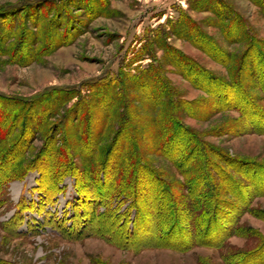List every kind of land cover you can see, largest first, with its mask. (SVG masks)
Returning a JSON list of instances; mask_svg holds the SVG:
<instances>
[{
    "label": "rangeland",
    "instance_id": "obj_1",
    "mask_svg": "<svg viewBox=\"0 0 264 264\" xmlns=\"http://www.w3.org/2000/svg\"><path fill=\"white\" fill-rule=\"evenodd\" d=\"M106 4L107 12L104 11ZM259 5L264 7V0H0V95L8 99L3 102L22 98L23 103L30 104L26 106L27 112L33 113L25 126V136H28L38 129L37 121L33 119L42 107V104L34 106L32 103L41 98L40 93L47 87L79 86L84 94L88 92L85 84L88 81L128 78L126 82H130L131 76L140 77L141 81L147 75L143 87L139 82L128 84L124 112L137 134L145 162L170 184L185 181L172 161L148 149L154 137H159L162 124L177 120L194 133L199 142L188 141L185 136L179 148L194 146L206 161L208 184L219 186L223 191L219 194L221 198L233 200L224 188L228 182L218 177L221 175L225 180L232 177L249 186V180L239 173V168L248 164L252 167L251 173H255L253 168L260 166L264 173V119L259 120L261 123H251L245 121L238 110L219 108L221 104L208 94V87L211 89L208 82L212 81L205 78L202 81L198 77L202 85H195L196 77L193 73L186 77L188 68L179 55L188 57L213 76L231 79L248 43L264 41V14ZM234 22L238 30L227 35L228 27ZM204 44H213L227 56L229 54L228 65L201 47ZM150 65L155 71L142 73ZM123 74L129 77L124 79ZM244 78L249 95L256 96L253 102L263 111L264 86L258 83L255 75L244 74ZM160 90L157 97L156 91ZM53 96L57 97L50 99L49 108L54 109L59 103L60 107L44 122L45 125L42 124L43 128L53 132L57 124L66 128L80 125L73 119L74 113L68 111L77 98L72 97L61 104L64 100L61 95ZM95 104L90 103L93 109L89 118V139L101 115L102 107ZM123 111V107H115L106 119L103 136H99L97 143L99 160L115 136L120 122L117 115ZM64 117L70 118L64 120ZM1 119V130L12 124L7 117ZM19 130L18 122L9 141L1 144L4 150ZM130 134L123 130L119 141ZM74 136L76 140L83 138L82 134ZM61 137L56 128L51 141L55 148L61 146ZM44 138L38 133L21 159L22 163H16L18 172L23 169L20 176H0V264H242L246 261H237L242 255L257 251L261 254L251 257L253 263L264 264V193L256 188L250 206L261 217L254 212L242 214L239 224L244 233L231 236L219 248L194 246L187 251L163 247L122 249L103 236H63L56 225L64 216L66 226L71 225L74 205L80 198L77 186L79 188L81 183L70 173H65L57 183L59 190L48 200L40 188L41 173L37 169L23 168L37 154ZM76 140L74 146L71 145L70 161L88 166L92 160L86 159L88 153L83 150L82 142L76 143ZM171 146L172 143L168 145V151ZM116 153L110 155L112 160ZM6 158L0 163V170L8 166ZM46 158L51 159L50 152ZM255 175L260 177V174ZM99 179L105 182L102 174ZM129 203L130 200L122 196L111 198L109 204L99 207L98 211L108 209L116 215L131 209L132 219L134 210ZM128 228H131V222ZM230 256L235 259H229L227 263Z\"/></svg>",
    "mask_w": 264,
    "mask_h": 264
},
{
    "label": "trees",
    "instance_id": "obj_2",
    "mask_svg": "<svg viewBox=\"0 0 264 264\" xmlns=\"http://www.w3.org/2000/svg\"><path fill=\"white\" fill-rule=\"evenodd\" d=\"M259 7L264 14V7L261 5ZM104 11H109L108 6L107 9L105 7ZM227 21L229 20H226L225 23H228ZM188 23L191 24L190 21ZM237 28L235 22L231 24L228 27L227 35H231L235 29L238 30ZM199 36L198 39L201 38ZM229 38L231 39V37ZM256 42L248 43L246 50L239 57V62L236 65L235 73L231 75V79L213 76L188 57L182 54L179 55L188 68L187 78L193 73V76L196 77L193 82L197 86L202 85L199 79L205 78L206 81H212L208 82L211 86V89L209 87L207 89L210 91L208 94L214 97L218 104H221L219 108L238 110L242 118L251 123H261L260 121L264 119V110H260V106L253 102V98H256V96L249 95L247 80L243 79L244 74L246 76L255 75L258 83L264 86V41ZM212 45L199 46L208 52L210 50L215 59L218 58L221 60H219L220 62L228 65L229 54L227 56L221 49ZM152 70L155 71V68L150 65L149 69H145L142 73L152 72ZM126 76L123 74V77L122 75L120 77L125 79ZM139 78L131 76L129 77L130 82H126L128 78L125 80L119 78L113 81L103 79L96 83L88 81L85 83L88 92L84 94H81L78 89L79 86L62 88L54 85L47 87L40 93L42 94L41 98L37 101L34 100V103H32L34 106L42 104V107L33 119L37 121L38 129L32 130L28 136H25V126L27 121L33 117V113L31 111L28 113L29 108L27 109L26 106L30 104L23 103L22 98H12L11 102H3L8 99L0 95V105H4L3 108H0L3 110L0 111V119L1 117H7L12 120V124L10 123V126L5 130H1L0 127V163L7 156L9 157L6 158L8 166L0 170V176L4 178L20 176L23 169L18 172L19 168H16V163L18 161L19 164L22 163L21 159L29 150L35 136L42 133L45 137L44 144L23 168L27 170L37 169L41 173L42 185L40 188L44 195L49 200L59 190L57 183L61 179L60 176L63 177L67 172L73 175L77 182L81 183L79 188L77 186L80 198L74 205L71 225L66 226L65 216L62 218L63 221H59L60 224L56 225L63 236H67V238L88 237L91 235L103 236L107 240L110 238L122 249L163 247L187 251L194 246L222 247L231 236L244 233L243 226L239 224L242 214L254 212L256 216L260 215L252 209L250 203L256 195V189L264 193L263 168L260 166L253 168L254 174L250 171L251 165L245 164L244 167L239 168V173L249 180V186H244L240 181L236 182L232 177L225 180L224 177L219 175L220 180L228 182L224 188L226 193L233 196V200L221 198L219 194L223 191L218 188L219 186L208 184L210 180L207 176V169L204 168V166H207L205 159H202V154L197 153L194 146L179 148L185 136H188V141L199 142L194 133L176 120V122L162 124V130L158 131L159 137H154L155 140H152L150 142L151 146H148L149 150L159 152L172 161L185 179L184 182L178 185L168 183L153 167L145 162L146 160L141 154L142 149L137 134L130 125L131 122H128L129 117L125 116L124 113L128 84L133 85L134 82H139V86L143 87L144 81L148 80L147 75L141 81ZM82 84L84 85V83ZM82 84L80 87H82ZM262 90L264 91V88ZM161 92V90L160 92L156 91L157 97ZM53 94L61 95L60 98L64 99H59L61 104L72 97L77 98L68 111L73 112V119L81 123L69 128L64 127L63 124L55 125L58 135L62 134L60 138L61 146H57V148L51 144L56 128L53 129V132L43 128L44 122L55 114L60 107L59 103L54 109L49 108L50 99L57 97H54ZM93 102H96V107L98 104L102 108L100 110L101 115L98 116L96 129L92 133V138L89 139L91 125L89 118L93 109L90 108V103ZM43 103L45 104L43 105ZM118 106L123 107L124 111L119 112L117 115L120 122L114 131L115 136L106 147L107 151L105 150L103 158L99 160V150L97 149L99 136H103V128L107 117H110L111 111ZM14 107L18 110H14ZM214 107L216 106L214 105ZM79 113L81 116H79ZM69 118L64 117V120H69ZM18 122L20 123L18 135L10 140L4 150L1 144L9 141L17 128ZM42 124L44 125L42 126ZM123 130H127L132 134L125 135L126 137L119 141V135ZM244 131L241 130L240 132ZM75 134H82L83 138L76 140ZM75 140L76 143L82 142L83 150L88 153L86 159L92 160L88 166L86 164L79 166L77 163L70 161V158H72L71 145L75 144ZM170 143H172V146L168 151L167 147ZM114 151L117 153L112 160L110 155ZM48 152L51 154V159L46 158ZM100 174L105 180L103 183L99 179ZM255 174H260V177ZM203 178L205 179L203 180ZM89 181L92 183H88ZM174 189H180L182 192L177 193ZM120 196L130 200L129 207L134 210L132 219H130L131 209L116 215L108 209L102 212L98 211L99 207L103 205L106 207L111 198ZM112 216H114L113 220H111ZM130 222L131 228H128ZM246 229L248 230V228ZM252 253L242 255L237 261H246V263L241 262L242 264H254L251 257L255 258L260 256L261 253L258 251L256 254ZM229 259L235 258L230 256L226 260L227 263H229Z\"/></svg>",
    "mask_w": 264,
    "mask_h": 264
}]
</instances>
